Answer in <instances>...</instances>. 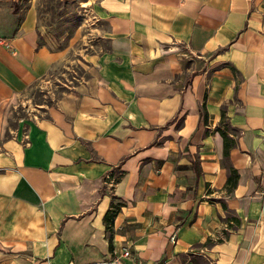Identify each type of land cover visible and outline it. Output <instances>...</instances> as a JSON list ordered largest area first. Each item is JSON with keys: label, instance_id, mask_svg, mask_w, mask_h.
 Instances as JSON below:
<instances>
[{"label": "crops", "instance_id": "crops-1", "mask_svg": "<svg viewBox=\"0 0 264 264\" xmlns=\"http://www.w3.org/2000/svg\"><path fill=\"white\" fill-rule=\"evenodd\" d=\"M35 1L0 0V264H264V0H96L67 82Z\"/></svg>", "mask_w": 264, "mask_h": 264}, {"label": "rangeland", "instance_id": "rangeland-1", "mask_svg": "<svg viewBox=\"0 0 264 264\" xmlns=\"http://www.w3.org/2000/svg\"><path fill=\"white\" fill-rule=\"evenodd\" d=\"M95 3L96 0L35 1L38 40L42 36L46 37L47 41L50 38L52 40L50 45L54 47L51 50L54 53L57 52V56H62V61L59 64L56 63L52 69L53 74L59 77L58 79L62 82L65 81L64 78L70 79L73 71L76 76H87V68L84 67L82 61L76 59L88 58V54L90 52L92 54L93 48H96L99 53L100 48L104 49L106 45V39L99 35V30L104 26L100 20H94L93 4ZM71 83L69 81L68 84ZM26 95L25 99L29 98L33 102H39L44 98L39 83L28 88ZM24 104L26 101L23 102V106H26ZM19 105L22 106L21 103ZM16 110L17 115L26 113L25 109H21L19 106ZM9 120L12 124L13 119Z\"/></svg>", "mask_w": 264, "mask_h": 264}, {"label": "trees", "instance_id": "trees-1", "mask_svg": "<svg viewBox=\"0 0 264 264\" xmlns=\"http://www.w3.org/2000/svg\"><path fill=\"white\" fill-rule=\"evenodd\" d=\"M221 117L222 119L219 120L218 125L215 127V129L219 132V134L222 137L221 163L226 168V172H227L226 182H228L230 185H234L236 177H237V171L228 161V149L230 146L234 144V140L232 136L228 134V132H230L233 135L235 129L232 126H230L229 123L225 119H223V114H221ZM220 124H222L223 126L220 127ZM120 173H121L120 170H115V172L114 173L111 172L110 175H114L113 179H117ZM118 203L119 202L111 201L109 204V207L105 210L103 214V221L105 223V227H108V225L110 224L114 213L119 207ZM228 216L233 217L231 215H228Z\"/></svg>", "mask_w": 264, "mask_h": 264}, {"label": "built area", "instance_id": "built-area-1", "mask_svg": "<svg viewBox=\"0 0 264 264\" xmlns=\"http://www.w3.org/2000/svg\"><path fill=\"white\" fill-rule=\"evenodd\" d=\"M106 178L109 179L110 176L106 175ZM175 239L174 234L170 235V240L173 241ZM131 254L128 244H120L117 247H113L110 250V253L100 260L95 262H91L89 264H118L122 257L129 256Z\"/></svg>", "mask_w": 264, "mask_h": 264}]
</instances>
